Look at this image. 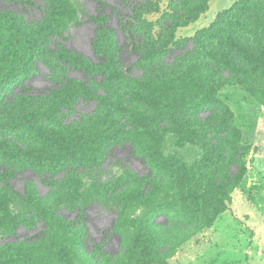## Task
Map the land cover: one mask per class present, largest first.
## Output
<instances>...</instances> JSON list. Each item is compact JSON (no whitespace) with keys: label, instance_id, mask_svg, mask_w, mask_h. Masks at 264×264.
<instances>
[{"label":"rangeland","instance_id":"1","mask_svg":"<svg viewBox=\"0 0 264 264\" xmlns=\"http://www.w3.org/2000/svg\"><path fill=\"white\" fill-rule=\"evenodd\" d=\"M50 1L0 0V14L17 16L18 27L38 39L45 49L23 74L0 87V172L11 175L9 184L0 177V194L10 195V209L20 222L15 234L0 231V248L26 243L29 248L22 258L24 262L31 257L37 263L63 264L55 260L52 243L42 240L45 225L25 204V194L32 187L59 219L73 221L77 226L81 242L71 249L74 257L69 264H125V249L132 233L118 227L115 230L119 192L158 173L147 156L148 143L142 131L119 115L122 132L101 149L102 164L87 170L83 169L85 165H73L52 172L43 164L42 155L30 148L40 146L39 130L43 125H87L102 115L98 100L84 98H75L63 109L55 110L53 118L44 112L63 85L71 80L88 81L84 72L54 54L68 52L97 62L92 44L97 29L93 18L103 15L105 28L118 48V62L130 76L153 81L171 78L199 62L205 70L214 69L221 79L218 101L185 117L202 129L207 146L222 153V165L208 170L198 167L197 172H190L191 182L199 176L204 178L200 183L203 189L199 215L191 214L179 202L155 215L151 227L156 245L152 252H170L173 256L169 264H264V106L234 82L235 71L226 62H242L235 53L226 55L222 50L224 38L232 33L254 45L263 39L264 32L257 29L255 21L257 15L264 17V0H257V9L243 19L241 31H228L227 26L240 12L244 0L190 3L187 6L192 11L205 6L207 9L174 35L171 24L185 21L172 11L179 0H149L157 4L156 10L145 15L142 24L133 19L139 0H64L69 12L59 27L49 19ZM180 12H184V3ZM222 16L223 22H219ZM132 30L138 32L135 38ZM161 47L164 50L159 52ZM164 138L165 155L173 154L189 166L203 157L204 149L198 147L199 143H179L171 133ZM237 174L241 179L230 195L228 209L210 227H203L211 182L223 175ZM86 183L101 188L97 196L75 195V203L65 201L62 186ZM82 190L79 188V194ZM32 242L39 243L29 245Z\"/></svg>","mask_w":264,"mask_h":264},{"label":"trees","instance_id":"2","mask_svg":"<svg viewBox=\"0 0 264 264\" xmlns=\"http://www.w3.org/2000/svg\"><path fill=\"white\" fill-rule=\"evenodd\" d=\"M196 1L200 0H179L180 4L172 10L181 20L185 19L184 22L175 20L171 24L170 30L173 35L178 29L196 21L206 11V6L198 7L194 11L187 6ZM208 1L210 0H202L203 3ZM183 3L184 12L181 13ZM257 4V0L241 2V10L235 14L237 17L233 15L227 30L230 31L231 28L240 30L243 19L257 9ZM262 4L264 6V3ZM155 5L157 4L149 0H139L137 8L133 10L135 12L133 19L142 24L145 15L155 12ZM48 11L52 24L59 27L68 17L69 6L64 0H51ZM227 14L226 12L225 15ZM18 21L15 15L0 14V87L23 74L45 51L38 39L29 36L18 27ZM218 21L223 22V16L218 18ZM93 22L97 26L92 43L97 62L68 52L56 51L54 54L62 62L84 72L88 81L71 80L63 85L44 113L53 118L56 116L55 110L63 109L75 98L98 100L103 107V113L87 125L69 127L43 125L39 130L40 146L30 148L42 155L43 164L52 172H61L73 165H85L83 169H92L101 165L104 160L101 149L122 132L119 115L131 120L134 126L142 131L148 143L147 156L158 173L154 172L146 177L145 181L126 186L119 192L115 230L118 227L132 233V238L125 249V264H169L168 260L173 256L170 252L166 254L152 252L156 245L151 227L152 220L156 214L170 210L177 202L189 209L193 215H199L202 211L200 189H203V186L200 187V183L204 178L199 176L191 182L190 172H197L198 167L208 170L221 166L222 153L216 151L214 146H207L202 129L195 121L188 120L185 116L218 101L221 79L214 69L205 70L199 62L192 63L171 78L155 81L134 78L125 73L118 62V48L113 42L111 32L105 28L106 17L96 16ZM255 24L257 29L264 32V17L257 15ZM131 33L135 38L138 32L132 30ZM238 35L232 33L224 38L225 47L222 50L226 55L235 53L242 63L235 64L229 60L226 65L235 71L234 82L264 106V37L254 45L240 39ZM141 47L142 50L148 51L145 46ZM163 50V47L158 49L159 52ZM157 55L159 53L155 56ZM168 133H171L179 143H199L198 147L204 149L201 160L189 166L173 154L165 155L164 136ZM164 175H168L169 179ZM239 175L233 177L223 175L211 182L209 199L207 198L208 213L204 216L203 227H210L218 215L228 209L230 195L241 179ZM10 176L9 173L0 172L1 179L7 184ZM79 188H83L81 194ZM100 189L89 183L77 187L62 186V194L67 196L64 198L67 203L73 204L77 196L94 197L98 195ZM10 199L8 193L0 194V231L7 235L15 234L20 225L10 209ZM24 199L25 204L35 211L45 225L42 240L52 243L55 260L69 264L74 257L71 249L73 247L75 249L76 244L81 242L75 223L59 219L32 187L28 188ZM38 243L32 242L29 245ZM28 248L26 243L7 244L1 247L0 264H44L45 261L37 263V260L31 257H28L27 263L24 262L22 258L28 254ZM12 255H15L17 260L11 259Z\"/></svg>","mask_w":264,"mask_h":264}]
</instances>
